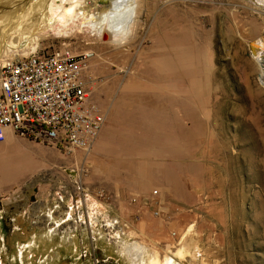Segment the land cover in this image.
I'll use <instances>...</instances> for the list:
<instances>
[{"label":"rangeland","instance_id":"1","mask_svg":"<svg viewBox=\"0 0 264 264\" xmlns=\"http://www.w3.org/2000/svg\"><path fill=\"white\" fill-rule=\"evenodd\" d=\"M170 4L145 0L138 31L121 56L109 47L99 64L85 60L92 101L113 113L114 123H106L136 137L139 147L103 152L98 140L89 154H69L13 135L43 166L0 188V264H149L153 255L172 257L174 264H264V85L257 55L264 46V6L255 0ZM180 31L191 33L211 60L202 99L192 100L193 118L171 101L170 74L162 87L152 83L163 77L159 62ZM64 48L76 56L100 51L77 36L49 37L38 51ZM141 69L151 71L146 82L137 75ZM129 86L141 90L132 94L162 99L148 107L149 121L136 118L132 132L124 130L125 111L146 107L124 98ZM183 124L191 133L179 131ZM171 141L185 144L188 155H142L169 151ZM118 160L162 167L164 174L122 179L113 167ZM92 203L99 211H91Z\"/></svg>","mask_w":264,"mask_h":264},{"label":"bare ground","instance_id":"2","mask_svg":"<svg viewBox=\"0 0 264 264\" xmlns=\"http://www.w3.org/2000/svg\"><path fill=\"white\" fill-rule=\"evenodd\" d=\"M144 1L145 0H142L140 16H142L141 11L143 8ZM159 1L165 3L164 0H159ZM185 1L187 0H168L167 3L169 4L171 3L173 5L178 6L180 3ZM107 6H108L107 0H0V66L13 59H18L20 57L28 56L30 54L36 53L38 49L41 47V43L44 40L48 39L49 37L70 39L73 36H77L81 38L83 40V43H85V45L89 47V49L96 48L100 50L99 52L98 51L93 52L94 56L92 53H89L90 51L88 53H85L87 58L91 59L93 57L91 63L99 64L97 62L101 61L100 57H103L100 54L101 50L109 49V47H114V46L111 43H109L110 36L107 33H105L103 40L96 39L94 36H92L87 27V22L97 11ZM184 15L186 14H183V16ZM189 17L190 16H188V18ZM183 20H185V17L183 18ZM139 22H140V17H139ZM189 25L190 24H188V26ZM166 38L164 39L166 40ZM192 39H193L192 34L184 31H180L179 34L175 35L174 38H172V40L170 41V48L168 49L169 51H164V53L162 54V58L159 62L160 71L158 69V72L159 74L163 73L161 75L163 77H159L157 75L156 77L157 79L153 80L155 81V83L152 82L153 84L157 83L156 84L157 86L162 87V85L158 83L160 82L163 83V81L166 80L164 76L170 74L172 76V84H173L171 87L173 92V98L171 99V101L174 102V106L177 109L181 108V110L188 117L191 118L196 117L197 115V113L192 109V105H193L192 100L194 98H197L198 101L202 99L204 90L206 86H208V77L212 72L210 69L211 60L209 55H207L206 52L204 51L205 50L203 49L204 46L202 45L201 47L202 49L197 47L195 44L192 43ZM159 40L161 41V43L162 41L166 43L165 40H162L160 38ZM127 46L128 45L119 49L114 47L116 50H118L117 55L121 56V54L125 51L124 49ZM257 55L259 57L260 76L264 85V46H261L259 52H257ZM138 63L139 62H137V64ZM139 65L136 67H139ZM149 72H151L149 69H141L139 71V74L137 75L140 77V80L145 81ZM169 80L171 79L168 78L167 82H169ZM181 83L184 84L187 83L188 86L180 87V88L177 87ZM130 86L129 89L125 92L128 94L129 97L127 98V96L124 95V98L126 100H129L131 103L143 102V104L146 107V110L143 108L144 110L142 111L140 109L139 111L137 110L125 111L124 116L123 115L122 116L124 117V123H126V125H124V123H121V121H123V117L120 123L123 124L124 126H127V128L124 129L127 132L130 131L132 132L133 129L137 128L135 127L136 124H134L136 118L139 119L144 118V120L148 119V121L150 118H152L150 115H152L153 112L149 111L148 107L150 106L153 107L154 103L157 101V100L155 101L154 100L155 98L153 99V97L143 98L144 96L141 97L140 95L132 94L139 92L141 90H138L136 88H130ZM162 91H164V89ZM157 97L159 96H156V98ZM160 98L161 97H159L158 99L159 102L157 101V103L162 104L161 101L162 99L160 100ZM166 99L167 98H164V101H168ZM107 121L110 122V114L107 116ZM103 130L99 138L97 139V141L99 140L98 143L96 141L98 145L95 144L99 149H103L101 150L103 152L106 151L110 153L112 151L114 153L115 151H118L124 153V151L122 150L126 149V147L129 144H134L137 147L141 145V142L138 139H136L135 136L132 135V137L135 138H130L129 136H127V133L126 134L123 133V130L115 129L114 131H111V128L107 123L105 126V130L104 131ZM153 131L157 132L158 133L157 136L162 140H164L163 138L166 137V134H163V131L162 130L160 131V128H154ZM179 131L184 132L185 134L191 133V131H187L186 125L181 127ZM16 139L14 138L13 135H9L7 142H4L5 145L0 148V188L8 184L10 185L20 184L21 181L25 177H27V175H31L37 172L43 166L42 163L33 159L29 153L24 152L23 151L24 148ZM157 142L159 143V141ZM170 145L171 146L169 149L171 150L169 151L168 150L164 151L161 149L159 151H156L157 150L156 149L155 152H147V154H142V155H146V156L155 155L157 157H162V156L182 157L183 155L184 156H186V154L188 155L187 146H185V144L183 143L181 144L178 141H171ZM158 147H163V146L161 145ZM129 150L130 149H128V151ZM144 165L146 164L139 163V167H133L132 164L126 165V163H124L123 161L118 160L117 162H115V164H113V167H115L116 172L122 179H124L125 177L128 178L129 176L132 177V175L136 172L139 173L140 175H144L147 177L151 172L153 173L155 172V174L157 173V177L159 178L163 176L164 172L162 171L164 169L162 167L152 168ZM133 178L134 177L130 179L135 180ZM146 185L151 186V183H146ZM89 207L91 208L92 212L99 211L98 207L93 203L89 204ZM177 256L179 257L178 254ZM159 259L155 257V255L150 256L148 259V263L174 264L173 263L174 259L172 257H166L162 261H160L161 259L160 260Z\"/></svg>","mask_w":264,"mask_h":264},{"label":"built area","instance_id":"3","mask_svg":"<svg viewBox=\"0 0 264 264\" xmlns=\"http://www.w3.org/2000/svg\"><path fill=\"white\" fill-rule=\"evenodd\" d=\"M87 56L40 50L0 66V143L9 135L89 154L107 121L84 78Z\"/></svg>","mask_w":264,"mask_h":264},{"label":"clouds","instance_id":"4","mask_svg":"<svg viewBox=\"0 0 264 264\" xmlns=\"http://www.w3.org/2000/svg\"><path fill=\"white\" fill-rule=\"evenodd\" d=\"M255 2L264 6V0ZM107 4L89 19L87 27L96 39L103 40L107 33L110 36L109 43L117 49L123 48L136 35L142 0H107Z\"/></svg>","mask_w":264,"mask_h":264},{"label":"crops","instance_id":"5","mask_svg":"<svg viewBox=\"0 0 264 264\" xmlns=\"http://www.w3.org/2000/svg\"><path fill=\"white\" fill-rule=\"evenodd\" d=\"M114 120H115V117H114L113 113L112 114L110 113V122L112 121L111 123H114ZM115 129L116 128H111V131H114Z\"/></svg>","mask_w":264,"mask_h":264}]
</instances>
